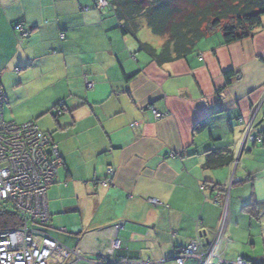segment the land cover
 <instances>
[{
  "label": "crops",
  "instance_id": "obj_1",
  "mask_svg": "<svg viewBox=\"0 0 264 264\" xmlns=\"http://www.w3.org/2000/svg\"><path fill=\"white\" fill-rule=\"evenodd\" d=\"M93 1L0 0L3 114L17 124L34 122L58 148L63 164L47 203L51 235L80 253L66 264H176L173 255L198 232L203 248L210 246L226 203L224 261L264 264L231 241L252 202L250 219L264 225V203L237 198L239 211L229 213L232 191L226 195L227 179L223 185L215 174L227 170L234 178L236 157L264 147V18L249 39L224 45L222 35L210 34L187 58L158 66L139 43L159 51L165 39L144 22L136 39L121 35L112 9L83 12ZM228 71L235 77L226 85ZM61 101L63 114L55 117ZM152 109L167 117L155 120ZM249 124L260 144L244 141ZM223 150L233 163L202 168L205 152ZM107 166L115 177L105 188Z\"/></svg>",
  "mask_w": 264,
  "mask_h": 264
},
{
  "label": "built area",
  "instance_id": "obj_2",
  "mask_svg": "<svg viewBox=\"0 0 264 264\" xmlns=\"http://www.w3.org/2000/svg\"><path fill=\"white\" fill-rule=\"evenodd\" d=\"M94 5L96 10L102 11L108 7V1L95 0ZM15 29L21 38L29 36V32L21 24L15 25ZM63 38L61 34L60 39ZM84 86L87 90H92L94 83L85 77ZM5 102L0 86V208L9 207L19 218L20 224L14 228L0 229V264H66L71 256L79 259L78 250H69L51 235L55 229L50 222L47 192L56 183L58 170L63 164L58 148L34 122L17 124L6 121L3 114ZM62 109L61 101L55 114L60 115ZM152 113L155 120L167 117L154 109ZM251 126H246L244 140L253 144L261 143V138L250 135ZM238 163L239 158L236 157L234 167ZM105 175L106 178L100 185L106 188L113 184L115 169L107 166ZM234 183L232 178L231 185ZM200 190L204 194L206 187L201 185ZM218 197L217 195L214 203H217ZM148 202L155 207L164 206L154 199ZM226 223L227 203L223 206L218 230L210 246L203 248L198 232L197 238L173 255L175 263L185 264L194 259L197 264H252L242 258L233 262L224 261ZM120 227L119 224L114 228L117 230ZM59 232L67 233L66 229H59ZM262 235L264 238V225ZM117 247V243H114L113 250ZM101 262L107 263V260L103 259Z\"/></svg>",
  "mask_w": 264,
  "mask_h": 264
},
{
  "label": "trees",
  "instance_id": "obj_3",
  "mask_svg": "<svg viewBox=\"0 0 264 264\" xmlns=\"http://www.w3.org/2000/svg\"><path fill=\"white\" fill-rule=\"evenodd\" d=\"M94 1L86 11L95 9ZM107 1L108 7L102 11L112 9L119 22L118 31L121 35L136 39L142 27L141 22H144L154 36L165 39L159 51L147 44L139 43V49L158 66L187 58L195 52L201 40L217 29L221 31L224 45L249 39L255 30L263 25L264 18V0ZM233 77H235L233 71L224 73L225 84H230ZM64 107L65 104L61 114H55V117L63 114ZM203 127L204 124L198 126L199 130ZM204 156L202 166L204 170H218L232 162L227 150L207 151ZM244 208L249 215L256 216L254 203ZM19 222V218L9 207L0 208V229L14 228L20 224Z\"/></svg>",
  "mask_w": 264,
  "mask_h": 264
},
{
  "label": "rangeland",
  "instance_id": "obj_4",
  "mask_svg": "<svg viewBox=\"0 0 264 264\" xmlns=\"http://www.w3.org/2000/svg\"><path fill=\"white\" fill-rule=\"evenodd\" d=\"M217 37H221V31L218 29L211 35L212 39H216ZM4 118L6 121H11L6 117ZM237 169L239 170L233 178L235 181L233 185L230 184L232 178L231 173L229 174L227 170L215 172L221 184L224 185L227 183L225 187L226 195L230 197L232 191L229 213L239 211L240 206L238 204V206L235 205V199L237 198L249 200L251 197H255L256 202L264 203V147L257 145L255 148L251 149L250 153L244 154L238 163ZM225 171L226 173H224ZM240 172L242 173L241 175ZM248 178L251 181L248 180ZM226 179L228 182L226 181V183H224ZM238 199L236 200L237 202ZM253 203L254 202H252V204ZM250 220H252L251 223ZM227 222L231 224V220L228 218ZM261 226L262 221L259 222L257 219H250L249 215L242 213L238 219V226H235L237 231L236 236L234 239H231V241L236 242L237 249L243 252V254L264 259V238ZM228 241L230 244V240ZM251 243L254 245H251Z\"/></svg>",
  "mask_w": 264,
  "mask_h": 264
},
{
  "label": "water",
  "instance_id": "obj_5",
  "mask_svg": "<svg viewBox=\"0 0 264 264\" xmlns=\"http://www.w3.org/2000/svg\"><path fill=\"white\" fill-rule=\"evenodd\" d=\"M63 102V104H65V101H62ZM245 141V140H244ZM246 142V141H245ZM121 227H122V225H121Z\"/></svg>",
  "mask_w": 264,
  "mask_h": 264
},
{
  "label": "snow or ice",
  "instance_id": "obj_6",
  "mask_svg": "<svg viewBox=\"0 0 264 264\" xmlns=\"http://www.w3.org/2000/svg\"><path fill=\"white\" fill-rule=\"evenodd\" d=\"M177 196L179 195V193L176 194Z\"/></svg>",
  "mask_w": 264,
  "mask_h": 264
}]
</instances>
